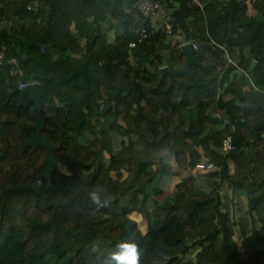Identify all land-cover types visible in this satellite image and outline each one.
I'll use <instances>...</instances> for the list:
<instances>
[{
    "label": "trees",
    "instance_id": "16d2710c",
    "mask_svg": "<svg viewBox=\"0 0 264 264\" xmlns=\"http://www.w3.org/2000/svg\"><path fill=\"white\" fill-rule=\"evenodd\" d=\"M138 1L0 0V24L12 17L22 22L0 25V264H114L111 254L124 240L143 250L141 264H264V19L248 16L243 0H159L157 15L173 11L167 33L162 19L153 22L156 15L133 22L126 8L136 12ZM224 13L231 25L219 42ZM105 21L116 30L113 40ZM138 26L148 31L141 41ZM181 33L199 41L195 56L202 64L192 69L208 82L206 98L187 73L176 76L182 98L175 86L165 96L171 78L160 75L159 66H184L186 54L171 44ZM81 42L79 56L72 55ZM51 48L61 53L55 57ZM235 48L242 60L231 63L227 54L232 58ZM238 65L244 71L237 73ZM154 76L159 83L149 86ZM28 81L44 93L41 133L56 146L58 163L49 175L46 146L26 144L37 124L29 96L18 108L19 85ZM135 81L147 96L141 109ZM221 90L232 97L224 99ZM192 102L197 115L186 127L181 109ZM211 115L223 120L218 124ZM117 133L124 137L119 148ZM227 133L234 149L225 153ZM171 154L180 168L200 161L217 168L208 173L207 187L187 176L155 203L149 186L173 173ZM223 183L246 190L240 220L219 191L213 193ZM93 189L102 202L110 200L107 207L91 204ZM236 232L242 249L233 241Z\"/></svg>",
    "mask_w": 264,
    "mask_h": 264
},
{
    "label": "crops",
    "instance_id": "0c3cea01",
    "mask_svg": "<svg viewBox=\"0 0 264 264\" xmlns=\"http://www.w3.org/2000/svg\"><path fill=\"white\" fill-rule=\"evenodd\" d=\"M200 1V0H198ZM212 2L213 0H204V2ZM221 1V0H220ZM225 1V0H224ZM248 16L251 17H256L259 20L264 19V5L261 6H256L254 5V3L252 5L247 6V13ZM162 14L160 13L159 15H156L153 22L154 23H158L160 21V19H162ZM219 22V26L217 27L216 31L218 33V37L216 38L217 41L222 42L221 40H223V38L229 33L228 30L230 29V23L228 21V18L226 17V14L224 13ZM18 24L21 25L22 22L21 20H19L17 17H12L11 20H4L2 21V23L0 25L3 24ZM30 20L28 21V23L30 24ZM102 25L104 26L105 31L107 30V39L108 40H113L115 37V32L116 30L113 28L112 30H110L109 28V24L108 22H103ZM84 44V42H81L80 44L77 43L75 44V46L71 48L70 53L74 56H79V52L80 49H82V45ZM174 45V41H172V43ZM51 52L54 53L55 57L58 56L61 51L59 49H55V48H51L50 49ZM234 56H232V58L227 54V58L232 59L234 62H236L237 60H242V51H240L238 48L234 49ZM164 53L165 55L168 54V52L166 50L161 51V53ZM255 60V59H254ZM255 62H253L254 65ZM166 65V64H165ZM218 70H223L225 69V67H221V65H218L217 67ZM244 71V68L242 66L237 67L236 72L240 73ZM209 74L208 72H204L203 73V77H207ZM206 82V81H203ZM159 83V76H154L153 80L151 81V83L149 84V86H156ZM182 82H177L176 84V88H175V95L179 98H182L183 96V91L181 89L182 87ZM197 92V91H196ZM201 97L206 98L208 96V88H207V84L202 83L201 85H199L198 87V92H197ZM222 96L224 99H230L232 97V93L229 91H222ZM142 105L144 103V101L142 100ZM97 108V107H95ZM197 115V110L195 109V105L194 102L191 103V105L186 109L181 111V117H182V121H183V125L188 127L191 126L193 124V118ZM210 119L218 124L221 123V121L223 120V118L221 116H210ZM120 145V142L119 144ZM167 162L170 163L173 166V173L170 175H164L162 178H156L154 179L149 186V190H150V198L155 202H159L162 199H164L167 195L171 194L177 186V183L179 181H181L184 177L187 176H194L196 178V182L201 186L207 187L208 185V180L210 179V177L208 176V173L213 171L214 169H210V170H200L197 169L196 167H187V168H180L177 163L175 162L174 156L171 154L168 156L167 158ZM230 170L231 172L234 171V165L232 164L230 166ZM213 193L215 192V190H217L218 194L221 195L222 200H223V204L224 206H227L228 204H230L232 210H233V204L235 206V212L237 216V219H241L243 218L242 216L244 215V213L247 210V204H248V199H247V193L246 190L244 188H240L237 191L234 190H229L227 183H223L221 184V186L217 189H213ZM259 226V223L257 224ZM240 233V232H239ZM241 235V233H240ZM242 237L240 239V241H237L233 238V241L235 242L236 246L240 249L243 248V242H242Z\"/></svg>",
    "mask_w": 264,
    "mask_h": 264
},
{
    "label": "water",
    "instance_id": "95a60500",
    "mask_svg": "<svg viewBox=\"0 0 264 264\" xmlns=\"http://www.w3.org/2000/svg\"><path fill=\"white\" fill-rule=\"evenodd\" d=\"M182 53L186 54V61L183 67L171 68L169 65H166L159 69L160 75H169L171 78L170 85L168 86V88L164 90L165 96L168 99H169L168 92L170 91L171 87L176 86L178 82V79L176 77L178 74H181V73L189 74L192 78L191 85L195 87L197 92H198L199 85H201L202 83L208 84L207 81L206 82L201 81L195 75L192 69L193 64H202V62H200L195 56V49L192 43H188L187 45H185V47L182 50ZM134 86L139 88L136 101H137L138 106L141 109L142 107L141 100L142 98H147V96L144 92L143 87L138 81L134 82ZM43 95L44 93L40 91L37 87V82H29L23 89V93L18 103V108H20L21 105L25 104L26 96H29L30 99L34 102L32 114L33 116L36 117L37 124H36L35 132L33 133L30 139L26 140V144L31 145L34 149L41 144L46 146L48 158H49V165H48L47 173L49 175L51 171L57 167L58 158L56 156V146L45 135L41 133L42 129L45 128L46 126V118H47V116L43 112V102H42ZM173 104L180 106L179 104H175V103ZM181 111H183V109H181ZM15 121L18 122L19 119L16 118ZM187 248L188 247H186L185 249Z\"/></svg>",
    "mask_w": 264,
    "mask_h": 264
},
{
    "label": "built area",
    "instance_id": "2783aa9c",
    "mask_svg": "<svg viewBox=\"0 0 264 264\" xmlns=\"http://www.w3.org/2000/svg\"><path fill=\"white\" fill-rule=\"evenodd\" d=\"M245 3H247L248 5H252L254 3V0H243ZM162 7L161 2H159V0H139L136 3V8L137 11H133L130 8H126L127 12H130L132 14V16H134L135 19H133V22L136 23L137 20L139 19H144V18H148V17H153L155 15H157L158 10ZM174 16H173V11L172 9H170V11H167L162 19V23L163 26L165 28V31L167 33H172L173 32V28H174ZM138 28L140 29V41L142 39V37H146L148 35V31L146 29L145 26H138ZM177 38H181V40H175L179 42L180 46H184L186 43L188 42H192L194 48H198V41L197 40H183V34L181 33L180 35H178L176 37ZM136 45V41H131L129 43L130 47H134ZM5 57V53L4 51H0V62L2 63ZM20 86L22 88H24L26 86V82H21ZM234 149V144L232 142V135L231 133H227L223 139V143H222V150L225 153L230 152L231 150ZM196 168L200 169V170H210V169H215L216 165L212 162H206V161H200L196 164Z\"/></svg>",
    "mask_w": 264,
    "mask_h": 264
},
{
    "label": "clouds",
    "instance_id": "9594fccd",
    "mask_svg": "<svg viewBox=\"0 0 264 264\" xmlns=\"http://www.w3.org/2000/svg\"><path fill=\"white\" fill-rule=\"evenodd\" d=\"M163 17H162V19H163ZM175 40H176V38H175ZM175 40H174V44L176 43L182 50L185 47V45H187L188 43H192V42H188L184 46H180L179 42L175 41ZM192 45H193V43H192ZM194 49L195 50L199 49V41H198V48L197 49L194 48ZM229 61L234 62L232 59H229ZM166 65H168V64H166ZM166 65L163 64V65L159 66V69L161 67L166 66ZM29 82H36V81H28V82H26V85ZM20 88L24 89L25 87L22 88L20 86ZM142 100H145V98H142ZM142 100H141V102H142ZM89 195H90L91 204L95 205L97 208L107 207L108 204L110 203V200H108L107 202H102L101 191L99 189L91 190L89 192ZM116 248H117V250L111 254V260L114 262V264H141V259L143 256V250L138 246L137 242H135L134 240L121 241L116 245Z\"/></svg>",
    "mask_w": 264,
    "mask_h": 264
},
{
    "label": "rangeland",
    "instance_id": "374dc122",
    "mask_svg": "<svg viewBox=\"0 0 264 264\" xmlns=\"http://www.w3.org/2000/svg\"><path fill=\"white\" fill-rule=\"evenodd\" d=\"M120 133V132H119ZM119 133H117V137H116V140H117V143L121 142V140L124 138L122 135H120ZM120 145H117L116 148H119ZM102 160L104 162H108L109 161V155L108 153H104V155L102 156ZM235 206L233 204V212L234 214H236L235 212ZM136 218L138 219L139 221V225L140 227L146 231L147 230V225H146V221L143 219V217L141 215H136ZM248 218V216L246 217ZM233 238L237 241H240L241 239V236H240V233L239 232H236L235 236H233ZM189 254H187V257H193L194 256V253H195V249L191 250L190 252H188Z\"/></svg>",
    "mask_w": 264,
    "mask_h": 264
}]
</instances>
